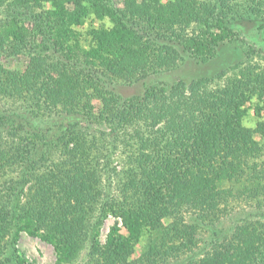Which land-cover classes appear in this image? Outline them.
<instances>
[{
	"label": "trees",
	"instance_id": "1",
	"mask_svg": "<svg viewBox=\"0 0 264 264\" xmlns=\"http://www.w3.org/2000/svg\"><path fill=\"white\" fill-rule=\"evenodd\" d=\"M46 2L51 6L42 10ZM124 2L125 7L120 8L113 0H15L9 1L5 17L0 19V50L7 56L25 54L29 58L24 70L9 71L0 64V95H9L21 104L22 125L32 137L33 150H45L38 160L32 155L27 158L20 180H0V240L15 228L11 241L14 249L21 231L32 235L45 227L46 238L58 249V264L71 263L86 243L94 259L99 258L95 264H185L172 260L196 245L200 224L185 220L178 208L181 201H192L195 209L202 211L197 216L205 218L221 201L216 198L219 192L214 190L207 195L205 187L218 175L210 167L208 172L202 173L204 177L198 176L197 170L201 172V167L193 165L194 159H198L196 163L200 166L217 165L219 160L215 156L224 146L238 144L237 141L246 138L248 132L241 129L240 121L248 114V108H245L248 100L257 98V115L263 116L264 71L250 64L242 67L243 62H240L229 68L223 67L200 80L187 82L181 78L173 83L152 82V77L160 72L174 70L175 67L169 64L170 54L174 52L171 43L174 45L179 39L185 40V49L198 63L208 64L219 57L220 47L231 33L229 21L220 16L221 5L225 3L215 6L201 0ZM4 4L6 0H0V6ZM36 8L41 9L37 11ZM191 21L197 23V29L188 36L186 30ZM27 23H33L31 30L26 28ZM118 76L142 81L143 85V91L128 98L125 107H121L119 99L108 88ZM224 77L229 78L228 86L231 87L224 102L218 99L217 103L206 106L201 101L202 106L198 108L199 100L184 96L185 88L193 93L196 85ZM92 94L103 99L101 118L76 108L79 101L91 99ZM189 103L194 105L191 106L194 112L190 106H185ZM88 115L93 116L91 120L101 119L100 122L107 121L110 126L108 132H103L108 139L106 147L111 148L104 155L106 160L110 152L112 159L119 143L126 145L129 139L141 138L136 131L127 133L125 129L138 125L139 118L145 119L147 124L141 127V136L149 126L165 119L167 125L159 134L174 144L176 156L182 155L192 162V165L180 168L170 161L165 172L157 173L163 177L172 173L173 183L180 187L176 194L180 205L172 200L173 196L166 199L163 189L148 200L135 199L141 188L139 181L144 180L139 165L128 173L132 180L123 182L126 195L123 202L116 197L101 198L93 188H86L85 185L91 187L93 182L83 180L79 184L74 182V189L65 192L73 202H63L51 188H60L72 161L69 165L60 163L57 171L55 169L57 185L51 180L53 184L48 186L44 182L46 176L35 177V165L45 160L55 148L67 144L71 136L77 142L74 150L80 151L85 146L80 154L82 157L89 155L92 148L88 142L94 143L91 139H97V136L89 134L90 139L78 134L73 122ZM259 124L263 129L264 122ZM124 132L123 141H120ZM40 139L41 143L38 142ZM77 153L75 157L79 159ZM227 157L221 153L219 159ZM106 166L109 167L108 163ZM75 168L77 164L73 165ZM188 169H195L197 181L186 185V180H190ZM5 173L6 166L1 160L0 179ZM80 177L77 173L76 178ZM182 180L185 181L180 184ZM198 180L202 182L200 186ZM30 182H35V187L23 202L25 187ZM77 184L79 187L75 188ZM137 207L143 210L138 211ZM85 209L87 214L81 219L87 224L83 225L76 219V214ZM110 212L123 215L128 233H121L118 227L112 228L108 242L103 246L99 242L100 228ZM257 213L264 217V208H258ZM167 218L173 221L165 224ZM145 233L147 249L132 259L133 245ZM212 243L211 252L188 264H264V229L260 227L237 226L230 237ZM15 253L17 264H34L23 254ZM14 254L0 260V264H11Z\"/></svg>",
	"mask_w": 264,
	"mask_h": 264
},
{
	"label": "rangeland",
	"instance_id": "2",
	"mask_svg": "<svg viewBox=\"0 0 264 264\" xmlns=\"http://www.w3.org/2000/svg\"><path fill=\"white\" fill-rule=\"evenodd\" d=\"M9 1L13 3L15 0ZM9 1L6 0V4L0 6V19L5 17L4 13L9 6ZM113 1L120 8L125 7L124 0ZM162 1L166 3L170 0ZM201 1L215 6L225 3L221 5L222 13H220V16L224 20L229 21L231 33L228 39L222 43L219 57L208 64L198 63L185 49V40L179 39V41L174 42V45L171 43L174 52H171L173 54L169 53L171 56L169 64L175 67L174 70L160 72L152 77L154 78L152 82L173 83L181 78L187 82L200 80L214 75L223 67L229 68L240 62H243L242 67L250 64L258 68V70L264 71V0ZM50 4L46 2L42 10L49 8ZM36 9L39 11L41 8ZM26 28L31 30L33 23H27ZM195 28L197 29V23L191 21L189 28L186 30L188 36L194 33L193 30ZM28 62L29 58L25 54L7 56L5 52L0 50V64L9 71L24 70L28 66ZM228 75H231V73L229 72ZM227 78L224 77L208 81L205 84H198L194 87L193 93L185 88L184 96H189L191 100H199L198 108L202 106L201 101L206 106L217 103L218 99L224 102L223 99L226 98V93L231 88L228 86L230 80ZM141 83L142 81L118 76L108 88L119 99L121 107H125L129 103L128 98L143 91ZM191 94L192 96H190ZM91 97V99L79 101L76 108L84 111V113H90L101 118L100 110L104 104L103 99L96 94H92ZM257 101V98H252L245 103V108H248V114L243 117L240 124L242 125L241 129L248 132L246 138L243 140L239 138L241 142L237 141L238 144L229 143L224 146L223 150L218 153L219 155L215 156L219 160V164L214 166H203L202 164L200 166V163H196L198 159H194L193 165L196 168L201 167V172L199 169L197 170L198 176L201 177L202 173L208 172L210 167L218 175L216 179L207 183L209 186L206 184L205 187H207V195H210L214 190L219 192L216 198L221 201L217 205L215 204V207L211 210L212 212L206 218L197 216L202 211L196 210L195 206L192 205V201H181V205L179 204L180 201L176 198V194L179 193L180 187H176L173 183L172 173L166 177L158 175L169 168L170 165L168 163L170 161L178 164L180 168L192 165L191 160H187L182 155L176 156L175 149H173L175 147L173 146L174 144L169 142L167 137L159 134V131L167 125L165 119H160L153 126H149L144 135L141 136V127L147 126V124L145 119L139 118L138 125L125 129L127 133L136 131L141 138L134 137L129 139L126 145L123 142L119 143L112 159L110 152L109 159L106 160L104 155L111 150L109 146L106 147L108 139L103 135V132L110 130L108 122H100L101 119L91 120L90 118L93 116L89 115L85 116L83 120L80 119V121L73 118L74 126L79 132L78 134L86 135L90 139L91 135L89 134L97 136V139H91L94 143L88 142V145L92 148L89 155L82 157L80 154L85 146H82L80 151L74 150L77 142L75 137L71 136L68 139V143L64 144V146L62 145V148H55L49 153L50 148L45 152L46 154L49 153L47 158L35 165L33 175L35 177L46 176L44 182L48 186L53 184V182L57 185L58 180L55 177V169L57 171L60 163L69 165L72 161L73 165L77 164V168L73 169V165L69 168L65 175L67 178L64 177L65 181L62 182L63 184L60 185V188L54 190L51 188L54 193L56 192L60 198H63V202H73L65 192H71L74 189V182L79 184L83 181L86 183L93 182L91 187L85 186L86 188H93L96 195L99 193L101 198L111 199L116 197L120 202H123V198L126 196L123 182L132 180L128 173L139 165V168L143 170L142 176L144 180L139 181L141 188L140 191H137L135 199L148 200L151 196H155L159 189H163L166 199L169 197L172 199L173 196L172 200L180 205L178 208L181 210L180 213L185 220L191 222L195 220V222L198 221L200 224L196 245L190 247L192 250L186 249L180 253V258L172 260L173 263L180 260L188 264L189 261L199 260L211 252L214 246L212 242L215 240L221 242L227 239L237 226L246 227L247 229L253 227L264 229V217L257 213L258 208H264V128L261 129L259 124V122H264V111L262 117L257 115L255 108ZM20 105L13 97L6 94L0 95V163L2 160L6 166V173L0 180H5L6 178L7 180H20L23 169L27 164V158L33 156L32 158L38 160L45 151L41 148L36 151L33 150L32 137L22 125V122H24L22 114L24 112L21 111ZM185 106H190V103ZM191 106L194 105L191 104ZM191 106L190 108L194 112V108ZM179 114L181 116V113ZM179 114L177 113L178 116ZM187 117L193 118L190 115H187ZM125 134L126 132L120 135V141H123ZM40 141L41 139L38 140V142ZM186 149L190 150L189 147ZM37 151L40 153H37ZM74 151L79 152V154L77 153L79 159H76ZM230 151L231 153H228ZM221 153L223 155L227 154L228 157L219 159ZM107 163L109 167L106 166ZM29 166L32 165L29 164ZM112 168L113 170H111ZM188 171L190 180H186V185L197 181L195 180V169H188ZM77 173L81 176L78 179L76 178ZM201 179L205 180V178ZM184 181L182 180L180 184H183ZM198 182V186H200L201 180H198ZM78 184L75 188L79 187ZM34 187L35 182H30L26 185L25 193L22 196L23 202L28 198ZM64 205L67 206L66 204ZM176 206L175 210H177ZM136 210L141 211L143 209L137 207ZM87 211L85 209L82 212L80 211L81 213L78 212L76 214V219L83 225L87 224V222L81 218L87 214ZM92 214L94 215L95 213ZM172 221L173 219L171 218L164 220L165 224ZM35 225L37 227L38 223ZM114 227H118L123 234L128 233L124 225V217L120 212L119 214L110 212L106 215L100 228L99 242L101 245L105 246L107 244L108 236ZM14 231L15 228L8 231L0 240V260L3 261L9 256L12 257L17 251L18 254H23L28 261L34 264H58V249L54 243L46 238L45 234H47V231L45 227H41L36 234L32 235L25 230L21 231L16 242V249L13 248L11 243ZM146 237L147 233L144 234V237L139 242H133L135 244L133 245V250L131 249L133 251L132 259L141 256L147 249L148 238ZM15 254L11 264H17ZM95 258L97 257L95 256ZM98 259H94L90 253L89 244L86 243L69 264H95Z\"/></svg>",
	"mask_w": 264,
	"mask_h": 264
}]
</instances>
